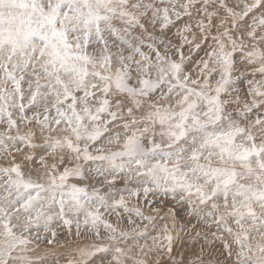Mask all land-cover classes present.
Returning a JSON list of instances; mask_svg holds the SVG:
<instances>
[{
    "label": "snow or ice",
    "instance_id": "obj_1",
    "mask_svg": "<svg viewBox=\"0 0 264 264\" xmlns=\"http://www.w3.org/2000/svg\"><path fill=\"white\" fill-rule=\"evenodd\" d=\"M0 264H264V0H0Z\"/></svg>",
    "mask_w": 264,
    "mask_h": 264
}]
</instances>
